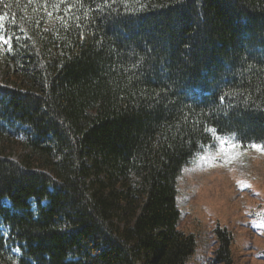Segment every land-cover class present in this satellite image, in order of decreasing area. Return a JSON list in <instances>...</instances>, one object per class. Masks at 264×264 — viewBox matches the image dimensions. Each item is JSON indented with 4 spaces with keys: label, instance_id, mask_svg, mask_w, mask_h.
Segmentation results:
<instances>
[{
    "label": "trees",
    "instance_id": "obj_1",
    "mask_svg": "<svg viewBox=\"0 0 264 264\" xmlns=\"http://www.w3.org/2000/svg\"><path fill=\"white\" fill-rule=\"evenodd\" d=\"M0 17V264H186L185 168L220 137L264 150V0H0Z\"/></svg>",
    "mask_w": 264,
    "mask_h": 264
},
{
    "label": "rangeland",
    "instance_id": "obj_2",
    "mask_svg": "<svg viewBox=\"0 0 264 264\" xmlns=\"http://www.w3.org/2000/svg\"><path fill=\"white\" fill-rule=\"evenodd\" d=\"M20 153L17 149L14 158ZM179 203L180 228L198 241L196 253L186 264H216L218 229L232 236L233 264H264L263 149H242L232 140L218 138L215 148L185 168Z\"/></svg>",
    "mask_w": 264,
    "mask_h": 264
},
{
    "label": "snow or ice",
    "instance_id": "obj_3",
    "mask_svg": "<svg viewBox=\"0 0 264 264\" xmlns=\"http://www.w3.org/2000/svg\"><path fill=\"white\" fill-rule=\"evenodd\" d=\"M0 19H3V17H0ZM0 41H3L4 44L10 43V41L3 36H0ZM221 143L223 144V143H225V141L221 140ZM253 147H255V145Z\"/></svg>",
    "mask_w": 264,
    "mask_h": 264
}]
</instances>
